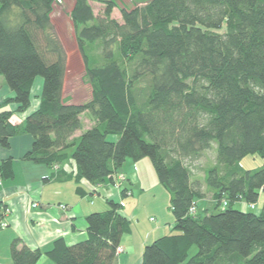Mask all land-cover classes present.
I'll return each mask as SVG.
<instances>
[{"label": "trees", "instance_id": "obj_1", "mask_svg": "<svg viewBox=\"0 0 264 264\" xmlns=\"http://www.w3.org/2000/svg\"><path fill=\"white\" fill-rule=\"evenodd\" d=\"M54 2L0 0V77L14 93L0 105V146L28 133L24 160L57 168L72 159L75 181L91 186L79 187L80 195H94L107 179L116 183L128 159L150 158L175 221L170 234L145 245L142 264H264V204L256 209L264 164H240L249 155L264 160V0H148L124 5L123 23L112 18L115 0L102 17L90 0H75L70 15L92 89L83 103L63 96L66 54L52 27ZM38 77L39 108L13 123L15 112L30 108ZM12 103L16 110L7 108ZM85 113L95 124L75 141ZM208 151L215 161L202 183L193 162ZM13 177L12 161H1L0 181ZM209 190L214 209L200 210ZM107 204L86 217V240L68 245L60 237L42 250L16 238L12 263L46 256L55 264H115L131 221L121 201ZM5 213L0 202V220Z\"/></svg>", "mask_w": 264, "mask_h": 264}, {"label": "crops", "instance_id": "obj_2", "mask_svg": "<svg viewBox=\"0 0 264 264\" xmlns=\"http://www.w3.org/2000/svg\"><path fill=\"white\" fill-rule=\"evenodd\" d=\"M43 83L42 78L35 79L31 91V96L33 95L31 106L24 113L15 112L13 123L22 124L31 113L39 108ZM13 96L14 93L4 78L0 77V105L5 99ZM7 108L16 110L17 106L12 103ZM90 126L86 128L82 126L73 136L75 141H78L82 133L91 128ZM32 144V135L20 133L11 138L9 148L0 146L1 161L11 160L14 169V177L3 180L0 186V202H3L8 209L4 218L0 220V264H13L11 244L16 238H20L31 249L42 250L48 249L52 242L60 237L64 238L68 245L86 240L88 238L86 217L104 209L94 203L93 199L97 197L106 203L108 200L121 201L123 213L131 221L130 231L123 233L120 241L124 252L117 256L115 264H142L145 245L171 231L175 219L172 215L170 217L163 215L160 208L156 213L159 216L157 224L141 229L133 227V220L136 219V224L139 226L146 214V210L140 209L141 198L148 193L150 188L142 173L143 160L137 163L127 160L123 168L115 175L114 180H118L121 176L125 177L126 180L122 183V187L130 191L128 198L123 197L122 194L119 195L110 179L99 185L94 195H80L82 190L79 187L89 189L91 186L85 180L75 181L74 161L68 159L54 168L24 160V155L31 150ZM69 153H72V149ZM152 182L156 196L170 198L165 194L166 189L159 181L153 180ZM209 193L212 196L210 190ZM261 202H264V193H261L256 209L260 207ZM35 203H38V207H33ZM236 206H240L242 210L246 208L241 202ZM2 222L7 223V226L2 227ZM37 264L55 263L43 256Z\"/></svg>", "mask_w": 264, "mask_h": 264}, {"label": "rangeland", "instance_id": "obj_3", "mask_svg": "<svg viewBox=\"0 0 264 264\" xmlns=\"http://www.w3.org/2000/svg\"><path fill=\"white\" fill-rule=\"evenodd\" d=\"M75 0H55L53 12L51 13V22L54 32L66 54V74L64 79V90L63 96L67 97L70 103H83L88 101L91 98V86L88 83L87 78L85 77V65L83 63L82 56L78 49L76 37H75V29L71 20V9L73 7ZM117 5L112 12V18L116 19L118 22L123 23V18L121 15V8L126 5L128 8H134L137 6H143L146 4L148 0H115ZM90 4L94 10V14L96 17H102L104 10L107 6V0H90ZM11 18H16L14 15ZM99 53H101L100 49L95 51H91V56L93 61L100 63L99 61ZM3 78V77H1ZM42 78V77H40ZM33 99V95L31 96ZM82 126L92 127L95 124V120L91 113H85L81 116ZM108 139L116 140V136L109 135ZM131 159H128V161ZM142 161V160H141ZM215 154L213 151H208L205 155H203L199 160L193 162L194 168V179H199L202 183L204 180V173L207 168L214 165ZM141 164L142 173L147 180L149 185L148 193L142 196L141 198V210H146L145 215L142 218V222L138 226L136 224V219L133 220V227L136 229H141L142 227H149V225H155L158 223L159 216L156 214L159 211L163 213V215L171 216L174 218V215L170 209V198H162V196H156V192L153 189V180L158 181L157 175L153 168L152 162L150 158H144ZM241 166L244 169H258L262 167L264 164V160L259 155H249L245 157L241 161ZM123 168V167H122ZM126 179H118L116 183H113L115 189L118 191L119 195L123 193L125 188L122 187V183ZM164 188V187H163ZM165 194L170 196L169 192L165 190ZM128 198V197H127ZM126 198V199H127ZM214 199L208 194L205 200H198L200 210L205 208L214 209ZM99 207H104L101 211L108 209V204L103 199H93ZM264 202L260 203V207L257 208L259 210ZM237 208H241L240 206H236ZM251 208V207H250ZM252 209V208H251ZM151 218L154 219L151 221ZM138 226V227H137ZM138 233V232H137ZM171 231H168L167 234H170ZM197 249L193 248L191 255L196 253Z\"/></svg>", "mask_w": 264, "mask_h": 264}, {"label": "built area", "instance_id": "obj_4", "mask_svg": "<svg viewBox=\"0 0 264 264\" xmlns=\"http://www.w3.org/2000/svg\"><path fill=\"white\" fill-rule=\"evenodd\" d=\"M0 162H1V159H0ZM121 179H125V177L124 176H121ZM2 185V181H0V186ZM33 207H38V203H35V204H33ZM62 207H65V206H62ZM66 208V207H65ZM8 212V209H6V213ZM1 226L2 227H6L7 226V223H5V222H2L1 223ZM122 252H124V248L122 247V246H119L118 248H117V255H119L120 253H122Z\"/></svg>", "mask_w": 264, "mask_h": 264}]
</instances>
